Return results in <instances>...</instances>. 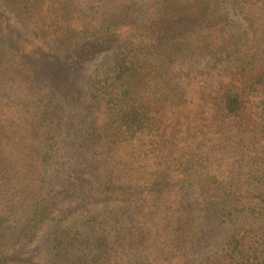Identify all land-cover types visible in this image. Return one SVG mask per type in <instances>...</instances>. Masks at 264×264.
I'll use <instances>...</instances> for the list:
<instances>
[{
    "label": "trees",
    "instance_id": "1",
    "mask_svg": "<svg viewBox=\"0 0 264 264\" xmlns=\"http://www.w3.org/2000/svg\"><path fill=\"white\" fill-rule=\"evenodd\" d=\"M0 264H264V0H0Z\"/></svg>",
    "mask_w": 264,
    "mask_h": 264
},
{
    "label": "rangeland",
    "instance_id": "2",
    "mask_svg": "<svg viewBox=\"0 0 264 264\" xmlns=\"http://www.w3.org/2000/svg\"><path fill=\"white\" fill-rule=\"evenodd\" d=\"M90 210V209H89Z\"/></svg>",
    "mask_w": 264,
    "mask_h": 264
}]
</instances>
